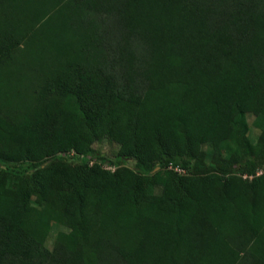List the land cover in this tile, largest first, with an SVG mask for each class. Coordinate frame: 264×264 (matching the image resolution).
I'll return each instance as SVG.
<instances>
[{"label":"trees","instance_id":"obj_1","mask_svg":"<svg viewBox=\"0 0 264 264\" xmlns=\"http://www.w3.org/2000/svg\"><path fill=\"white\" fill-rule=\"evenodd\" d=\"M262 166L264 0H0V264H264Z\"/></svg>","mask_w":264,"mask_h":264},{"label":"rangeland","instance_id":"obj_2","mask_svg":"<svg viewBox=\"0 0 264 264\" xmlns=\"http://www.w3.org/2000/svg\"><path fill=\"white\" fill-rule=\"evenodd\" d=\"M246 121L249 127L248 130V134H247V138L251 143H254L256 141L257 135H258V129L256 128V125H254V117L251 115H248L246 117ZM93 149L95 152L108 157L109 159H114V157L117 154V146L107 140H100L97 141L96 143L93 144ZM216 148H214L215 150ZM204 153L206 154L207 157L210 156V154L212 153L211 147L210 146H206L204 149ZM245 162H243V164H241V166H239V169H244L245 168ZM127 167L132 168L133 167V162H128L125 164ZM109 169H111V171H113V167H109ZM250 171H252V169L250 168ZM264 171V166L258 168L257 170L255 169L254 172H256L258 175ZM243 179H250L251 176L250 174L246 173L244 175H242ZM62 230L60 227L53 225L52 230H51V234H50V239L49 242L52 241L53 237L55 236V234Z\"/></svg>","mask_w":264,"mask_h":264},{"label":"built area","instance_id":"obj_3","mask_svg":"<svg viewBox=\"0 0 264 264\" xmlns=\"http://www.w3.org/2000/svg\"><path fill=\"white\" fill-rule=\"evenodd\" d=\"M175 170L178 171V172H181L180 169H178V168H175Z\"/></svg>","mask_w":264,"mask_h":264}]
</instances>
